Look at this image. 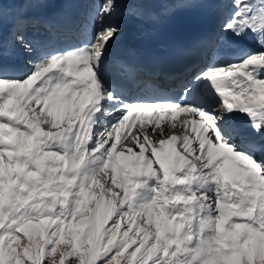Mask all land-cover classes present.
Segmentation results:
<instances>
[{"label": "snow or ice", "instance_id": "1", "mask_svg": "<svg viewBox=\"0 0 264 264\" xmlns=\"http://www.w3.org/2000/svg\"><path fill=\"white\" fill-rule=\"evenodd\" d=\"M91 2L0 0V264H264V0H102L75 24ZM228 8L222 37H169ZM122 9L133 62L109 55ZM197 55L179 100L144 62Z\"/></svg>", "mask_w": 264, "mask_h": 264}, {"label": "rangeland", "instance_id": "2", "mask_svg": "<svg viewBox=\"0 0 264 264\" xmlns=\"http://www.w3.org/2000/svg\"><path fill=\"white\" fill-rule=\"evenodd\" d=\"M102 2V0H92V2L88 5V9H86V11L87 10H91V11H95L96 9H98L99 8V6H100V3ZM233 2V0H231V3ZM230 3V4H231ZM126 11V9H122V14L120 15V16H118L117 18H116V23H118L119 25H120V27L122 26V23H121V21H122V19H123V17L125 16L123 13ZM231 11H234V8H228V11H227V15H226V20L228 19V12H231ZM124 15V16H123ZM121 16H123V17H121ZM121 21H120V20ZM87 23V21H86V19H85V17H83V19H82V22H81V25L82 24H86ZM135 25L137 26V24L135 23ZM92 27H94V26H92ZM92 27H90L89 28V38H91V35H92ZM252 46H255L256 47V45L253 43L252 44ZM251 46V47H252ZM210 59H211V55H209V56H207V59H206V62L203 64V66H202V68L201 69H199V72H201V71H203V70H205L206 69V67H207V65L210 63ZM27 60V56L24 58V61H26ZM139 89L137 88V90H135L134 92H132V93H136V91H138ZM188 117V118H191V114H180L179 115V117H178V119H177V121H176V124H177V128H176V132H177V134H180V131H181V128H180V122L183 120V119H185V117ZM148 119H150V118H145V123H144V128L145 129H147L148 128V123H147V120ZM197 119H199L198 117H197ZM168 124H169V122L166 120V121H163L162 122V126L163 127H167L168 126ZM137 130H139L140 129V123L138 122L137 123ZM190 129H191V126H189V131H190Z\"/></svg>", "mask_w": 264, "mask_h": 264}, {"label": "bare ground", "instance_id": "3", "mask_svg": "<svg viewBox=\"0 0 264 264\" xmlns=\"http://www.w3.org/2000/svg\"><path fill=\"white\" fill-rule=\"evenodd\" d=\"M76 10H78V9H74V10H72V12H71V16L75 13V11ZM124 16V15H123ZM123 16H121V17H123ZM187 17H189V16H187ZM54 19L57 21V22H59V21H61V18L60 17H55L54 16ZM120 20V19H119ZM121 21V20H120ZM121 23L123 24V26H124V29H129V35H136V34H138V32L140 31L139 29H137L135 26V22H133V21H131V20H129V19H127L126 18V16H124L123 17V19H122V21H121ZM174 26H173V30H176L177 28H178V24L175 22L174 24H173ZM187 29H190V28H187ZM249 46H251V45H249ZM221 47H224L223 45H221ZM225 48V47H224ZM22 52V51H21ZM211 60V59H210ZM137 96H133V97H130V99H134V98H136ZM185 115V114H184ZM187 115V114H186ZM166 121V120H165Z\"/></svg>", "mask_w": 264, "mask_h": 264}]
</instances>
